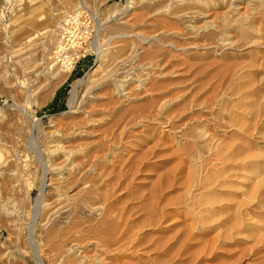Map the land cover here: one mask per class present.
<instances>
[{
	"label": "bare ground",
	"instance_id": "1",
	"mask_svg": "<svg viewBox=\"0 0 264 264\" xmlns=\"http://www.w3.org/2000/svg\"><path fill=\"white\" fill-rule=\"evenodd\" d=\"M4 1L0 30L7 29V21L20 6L37 4L36 0ZM106 1L74 0L75 9L50 35L45 33V41L13 51L17 78L8 76L5 57L0 56V92L39 107L55 96L84 59L95 58L86 78L72 87L65 133L50 132L53 136L47 143L48 160L43 164L35 212L46 201L48 183L60 186L72 174L79 180L76 193L69 196L78 207L72 222L61 231L52 224L47 238L58 237L56 248L62 257L67 255V264H77L73 247L64 241L76 231L98 236L106 248L122 247L135 214L143 223L157 219L165 188L160 183L171 177L174 196L166 197L165 205L176 207L174 215L193 221L189 231L214 222L217 229L223 227L206 234L200 249L190 250L189 264H264V91L256 88L259 74L253 70L258 65L264 70V58L245 65L235 62L237 54L247 49L252 56L257 50L264 57V0H129L115 16L110 10L99 13L96 4ZM227 7L226 14H220ZM46 44L52 47L39 63ZM211 58L228 64L216 74L205 73L220 62L203 63ZM20 77L26 79L16 81ZM228 77L238 82L232 101L217 111L218 121L212 123L222 129L219 137L216 130L202 125L210 123L200 96L214 79L222 82ZM184 78H190L189 83ZM17 104L6 114L0 109V135L10 143L5 149L10 156L0 157V224L11 232L18 228L8 203L19 191L14 178L21 139L26 136L24 106ZM32 145L38 148L35 142ZM150 156L167 168L158 174L150 198L143 200L139 196L143 188L131 187ZM245 160H250L249 167ZM128 171L131 175L122 180ZM123 190L129 192L128 198L141 200L138 206L122 208V200L114 201ZM44 206L46 216L54 220L59 212L50 214L51 205ZM80 207L90 219L78 216ZM29 240L36 264H45L32 233ZM76 253L86 257L79 246ZM0 262L15 261L6 255Z\"/></svg>",
	"mask_w": 264,
	"mask_h": 264
},
{
	"label": "rangeland",
	"instance_id": "2",
	"mask_svg": "<svg viewBox=\"0 0 264 264\" xmlns=\"http://www.w3.org/2000/svg\"><path fill=\"white\" fill-rule=\"evenodd\" d=\"M28 2V0H26ZM129 0H107L105 3L96 4L100 14H105V11H112V15H116L118 10L128 3ZM4 0H0V9L4 6ZM37 4L26 7V5L20 6L17 11L12 13L10 19L7 21L6 27L0 30V56L5 57L6 67L8 68V76L17 78L18 70L14 65V59L11 53L17 49H20L29 44V42L41 43L45 41L43 36L50 35L51 30L62 17L68 14V11L75 9L76 3L74 0H36ZM30 4V5H31ZM91 7H95V4H90ZM228 10L226 8L221 9L220 14H226ZM100 16V15H99ZM102 16V15H101ZM224 16V15H223ZM101 18V17H100ZM1 27V26H0ZM2 28V27H1ZM45 33H48L45 35ZM42 34V35H41ZM43 39V40H42ZM106 40H100L102 44L107 42ZM239 44L242 45L244 40L240 35L237 36ZM210 42V41H208ZM52 46L45 47L42 56L39 59V63H43L40 59L46 56V53ZM246 48V47H244ZM250 50H244L237 54L238 62L246 64L253 59L258 62L263 61V54L259 51H254V55L249 52ZM238 53V52H236ZM216 58V57H215ZM94 57L90 56L83 60L82 64L77 69L75 74H72L70 78L66 79L64 83L59 87L55 96L48 99L41 107L35 106V103H29L21 99H10L7 95L0 92V109L6 114L7 109L13 108L20 102L19 106H24V118L26 120V136L21 139L22 147L18 150L17 158L19 160V172L14 178L16 187L19 191L15 192L8 203V207L16 214V227L17 231L11 232L7 227H3L0 224V257L8 255L14 258V264H36L35 259L31 254L30 245V233L34 237L36 242L37 252L45 264H67V255L63 257L56 248V243L59 241L56 238H47V234L52 228V224H56V227L61 231L64 227L69 226L73 220L74 207L77 204L72 197L77 189L79 180L76 174L70 176L69 182L65 181L60 186L49 185L45 186L44 199L46 200L41 204L38 213L35 212V207L40 197V190L42 187V181L44 178V166L48 160L47 156V143L53 136L50 132L56 131V133H65V129L68 125H65L69 120V99L71 96L72 87L78 80L86 78L88 70L94 65ZM220 59V58H217ZM219 63L213 66L207 67L205 73L216 74L224 69L223 60L209 59L204 60L203 63ZM233 63V62H230ZM200 64V63H199ZM198 68V67H197ZM201 69V68H198ZM253 70L258 71L256 81V88L264 91V70L261 65H258ZM193 72V70H192ZM186 74L187 76L192 75ZM186 76V77H187ZM204 76V74H203ZM23 77L16 79V81H22ZM188 80L190 78H184ZM220 79H214L211 82L210 87L203 91L200 99L204 101V107L206 111L204 117L207 118L206 124L207 130L214 129L217 131L218 136L222 129L218 126L213 127L212 123L218 121L219 113L217 112L225 103L231 102L233 99L234 89L238 79H232L230 77L224 79L220 84ZM213 85V86H212ZM220 85L219 87H217ZM212 86V87H211ZM217 87V88H216ZM215 88V89H214ZM201 125V126H202ZM219 129V130H218ZM233 131V130H232ZM227 132H231L230 129ZM222 133V132H221ZM100 134V133H99ZM99 138V137H98ZM236 138V137H234ZM97 139V138H96ZM36 143L38 148L34 149ZM10 146L9 140L3 138L0 135V157L6 158L10 156L9 150L6 151V147ZM5 147V148H4ZM246 147H249L246 144ZM158 160L155 156H150L144 160V163L140 166L138 172L133 177V183L131 188L142 189L143 193L139 196H143V200L150 198V193L153 187V183L158 180L159 173H165L167 166H163L157 163ZM245 160L246 166L249 167L248 162ZM238 159H236L234 165L237 166ZM127 170V169H126ZM131 172L128 171L126 176L122 177V180L130 176ZM68 176V177H69ZM79 176V175H78ZM171 177L168 182L164 181L160 183V188L165 187L163 190L161 207L156 211L158 217L155 221L150 223H143V218L140 219L139 215H134L129 221V227L131 234L125 241L124 246L113 244L111 247L106 248L97 239L98 236H83L77 231L74 235L68 239H65V243H69L68 247H73L71 255L75 258L77 264H189V252L191 249H200L203 246V242L206 234H213L222 230L223 227L217 229L215 222L206 228L200 230L189 231V224L193 221H189V217H179L174 215L176 210L175 206L167 207L166 197L169 199L174 194L170 188ZM74 179V180H72ZM133 191V190H132ZM136 191V190H135ZM231 191H235L232 190ZM128 191H121L120 196H117V203L119 200L123 201L122 208L128 209L133 206H138L140 199L128 198ZM45 204H50L52 211L59 212L52 218L45 214ZM78 208V207H77ZM69 210V211H68ZM68 212V213H67ZM173 212V214H172ZM78 216L83 220H88L83 208L78 209ZM137 218V219H134ZM49 219V223L46 222ZM59 225V226H57ZM194 236V237H193ZM196 237V239H195ZM164 241V243H162ZM95 247H94V246ZM81 247L86 254V257L78 256L76 253L77 247ZM96 248V250H94ZM74 250V251H73ZM58 259L60 261H58ZM1 263V262H0ZM199 264V263H198Z\"/></svg>",
	"mask_w": 264,
	"mask_h": 264
},
{
	"label": "built area",
	"instance_id": "3",
	"mask_svg": "<svg viewBox=\"0 0 264 264\" xmlns=\"http://www.w3.org/2000/svg\"><path fill=\"white\" fill-rule=\"evenodd\" d=\"M85 32V35L84 36H86L89 32L86 30V31H84ZM91 32H93V33H95L94 31H92L91 30ZM81 38H82V35L80 36Z\"/></svg>",
	"mask_w": 264,
	"mask_h": 264
}]
</instances>
